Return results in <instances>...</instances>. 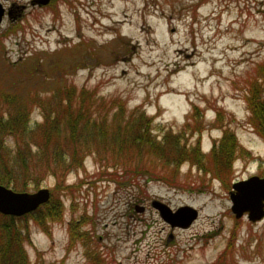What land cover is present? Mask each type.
Listing matches in <instances>:
<instances>
[{"label":"rangeland","instance_id":"obj_1","mask_svg":"<svg viewBox=\"0 0 264 264\" xmlns=\"http://www.w3.org/2000/svg\"><path fill=\"white\" fill-rule=\"evenodd\" d=\"M31 1L0 0V120L21 99L41 125L68 96L90 119L81 143L66 144V131L56 139L64 167L38 164L19 187L48 188L58 207L56 218L21 223L28 264H264V217L235 218L229 198L234 182L264 177L247 103L252 89L264 99V0ZM62 84L70 90L56 92ZM184 145L201 159H182ZM152 200L198 217L171 228Z\"/></svg>","mask_w":264,"mask_h":264},{"label":"trees","instance_id":"obj_2","mask_svg":"<svg viewBox=\"0 0 264 264\" xmlns=\"http://www.w3.org/2000/svg\"><path fill=\"white\" fill-rule=\"evenodd\" d=\"M54 89H57L56 92L69 91L70 86L62 84L60 86H55ZM250 93L251 96L248 97L247 100L250 110V123L253 125L256 132L264 139V99H261L259 94H256L253 89ZM18 101H20L19 107L10 110L9 116L6 119L4 118V121L0 120V165L4 167V170L8 171V175L4 177V180H2L0 176V184L12 187L15 191L23 190L19 188L20 185H22L21 187L29 185V177L35 174L34 172L36 168H38V164L42 167L40 170L45 173L64 167L66 164L65 160L68 157L66 154L67 151L64 146L61 147L62 143L56 139H59L58 136L63 135V132L66 131L68 132L67 135H69L65 142L66 144L81 143L77 138L81 137V131H84L88 126L84 121L90 119L88 115L89 111L81 108L82 102H80L76 108H70L71 101L70 96H68L67 100L60 103L65 105L57 106L53 110H44V121L41 125H31L27 119L28 110L25 109V101L21 99H18ZM63 117L66 126L65 129L58 124L60 118L62 119ZM82 123L84 124L82 125ZM79 126H81V128L77 132ZM37 130L40 132V136L37 142H35V132ZM10 136L15 139V148H3V137L5 139ZM149 136V133L145 132L142 138L144 140L143 143L149 145L148 149H152L161 157L163 156L166 161H170L171 157L162 153V148L157 144L155 136H151L150 139ZM137 139L141 140V137H137ZM32 145L37 147L34 153L31 150ZM182 147L180 152V157L182 159L187 155H192L198 161L201 159L203 154L198 146L186 147L184 145ZM227 147L228 146L224 147L222 145L220 146V150L223 149L222 152L228 157L230 156L231 150L230 148L227 149ZM3 150L4 153H2ZM218 152L220 153V151ZM76 158L75 154H72L71 162L77 161L78 158ZM80 159L82 158L80 157ZM80 159L78 162L81 161ZM19 180L23 182L20 184ZM47 206L49 208H46ZM57 208L58 207L53 204L50 191L49 200L28 214L12 216L0 213V264H28V258L24 249V241L27 240L28 234L24 233V228L21 223L28 217L42 223V220L45 218H56L58 214ZM40 209L41 211H39ZM71 236V242L78 237L72 232V229Z\"/></svg>","mask_w":264,"mask_h":264},{"label":"water","instance_id":"obj_3","mask_svg":"<svg viewBox=\"0 0 264 264\" xmlns=\"http://www.w3.org/2000/svg\"><path fill=\"white\" fill-rule=\"evenodd\" d=\"M49 0H32V4H47ZM5 9L0 3V23ZM11 11L8 10L7 16ZM229 191L231 211L235 218L244 215L252 221L261 220L264 217V177L252 175L247 179L236 181ZM50 198L48 188H39L34 192L15 191L10 187L0 184V213L3 215L22 216L34 211ZM151 206L156 209L160 217L171 228H188L198 217V210L190 205L179 206L171 209L159 200H152ZM142 212L144 206H136Z\"/></svg>","mask_w":264,"mask_h":264},{"label":"flooded vegetation","instance_id":"obj_4","mask_svg":"<svg viewBox=\"0 0 264 264\" xmlns=\"http://www.w3.org/2000/svg\"><path fill=\"white\" fill-rule=\"evenodd\" d=\"M15 10L11 9V13H13Z\"/></svg>","mask_w":264,"mask_h":264}]
</instances>
